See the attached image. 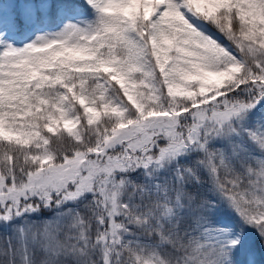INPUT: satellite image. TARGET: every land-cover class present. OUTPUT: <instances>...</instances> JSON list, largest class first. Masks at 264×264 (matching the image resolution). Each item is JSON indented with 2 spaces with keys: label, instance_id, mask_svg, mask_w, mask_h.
I'll use <instances>...</instances> for the list:
<instances>
[{
  "label": "snow or ice",
  "instance_id": "6c2138e0",
  "mask_svg": "<svg viewBox=\"0 0 264 264\" xmlns=\"http://www.w3.org/2000/svg\"><path fill=\"white\" fill-rule=\"evenodd\" d=\"M0 264H264V0H0Z\"/></svg>",
  "mask_w": 264,
  "mask_h": 264
}]
</instances>
